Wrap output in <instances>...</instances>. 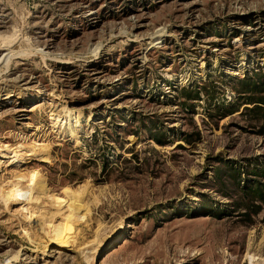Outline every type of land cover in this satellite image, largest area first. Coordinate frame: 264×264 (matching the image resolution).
I'll return each mask as SVG.
<instances>
[{
  "label": "rangeland",
  "instance_id": "obj_1",
  "mask_svg": "<svg viewBox=\"0 0 264 264\" xmlns=\"http://www.w3.org/2000/svg\"><path fill=\"white\" fill-rule=\"evenodd\" d=\"M260 98L264 0H0V264H264Z\"/></svg>",
  "mask_w": 264,
  "mask_h": 264
},
{
  "label": "bare ground",
  "instance_id": "obj_2",
  "mask_svg": "<svg viewBox=\"0 0 264 264\" xmlns=\"http://www.w3.org/2000/svg\"><path fill=\"white\" fill-rule=\"evenodd\" d=\"M55 119H56V121L59 120V116H57V118H55ZM4 148H5L4 150H0V160L1 159L4 160V161H0V168L4 162H7V161L13 162V160L16 157L18 158V155H19L17 150H15L9 146H4ZM45 158L47 159V156H45ZM14 176L17 180L21 179V181H25V183L26 184L28 183V184L27 185L25 184L22 186V184H19L20 181L18 183L11 182V184H10L11 186L8 188V190L6 192H2L3 190L0 188V197H1L2 201L4 202V204H8V203L19 204L20 205L19 210L21 211V214L25 218H30L33 213H32L31 207L29 206L28 203H30L31 201L37 202L39 199L41 200L44 196H46V194L44 192L45 185H43L42 179L39 176V171H37V170H31L29 173L18 172ZM49 198L51 199V205H57L58 206L61 204V200L59 198L54 197V196L49 197ZM48 215H49V212L46 210H42V209L38 213V218L43 219V225L41 222V225L39 227L43 231H44V227H47V225H48V219H49ZM44 224L45 225L47 224V225L45 226ZM69 230H71L70 226L67 227V232ZM55 237H56V239H61V240H57L58 243L66 242L65 241L66 233L63 234L60 231L59 234L55 235ZM60 241H62V242H60ZM81 251L83 252V250H81Z\"/></svg>",
  "mask_w": 264,
  "mask_h": 264
},
{
  "label": "trees",
  "instance_id": "obj_3",
  "mask_svg": "<svg viewBox=\"0 0 264 264\" xmlns=\"http://www.w3.org/2000/svg\"><path fill=\"white\" fill-rule=\"evenodd\" d=\"M183 90H185V91H189L187 88H183ZM256 101H258L257 103H255L254 104V106H252V107H249V106H246V107H248L247 109H255V108H261L262 107V103L264 104V99L263 98H260V99H258V100H250V101H248V102H256ZM181 138L180 139H183V140H186V141H189V138L187 137V136H185V135H182V136H180ZM263 171V173H264V170H262ZM263 178H264V174L263 175H261ZM252 183L254 184V186L256 187V188H253L252 190H254L256 193H257V197H258V199H260V200H258V201H261V200H264V180L262 181V180H256V178H254V179H252ZM244 192H245V194L247 195V197L249 198V196H248V192H247V190H244ZM244 194V195H245ZM254 197V195L253 196H251V198H249V200H251L252 201V198ZM254 201V200H253ZM253 203H255V202H253ZM255 208H254V211H259V209H260V204H254L253 205ZM246 208H245V212L248 210L247 208L249 207L248 205L247 206H245Z\"/></svg>",
  "mask_w": 264,
  "mask_h": 264
}]
</instances>
